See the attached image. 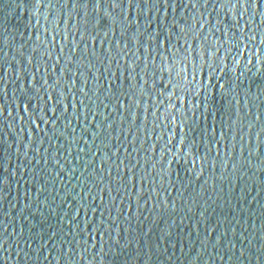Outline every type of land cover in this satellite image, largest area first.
I'll use <instances>...</instances> for the list:
<instances>
[{
	"label": "water",
	"instance_id": "95a60500",
	"mask_svg": "<svg viewBox=\"0 0 264 264\" xmlns=\"http://www.w3.org/2000/svg\"><path fill=\"white\" fill-rule=\"evenodd\" d=\"M0 264H264V0H0Z\"/></svg>",
	"mask_w": 264,
	"mask_h": 264
}]
</instances>
